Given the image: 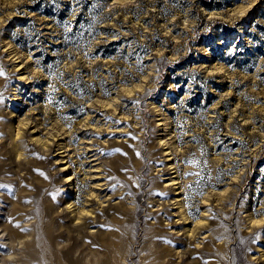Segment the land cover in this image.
Returning a JSON list of instances; mask_svg holds the SVG:
<instances>
[{"label":"rangeland","instance_id":"1","mask_svg":"<svg viewBox=\"0 0 264 264\" xmlns=\"http://www.w3.org/2000/svg\"><path fill=\"white\" fill-rule=\"evenodd\" d=\"M0 264H264V0H0Z\"/></svg>","mask_w":264,"mask_h":264},{"label":"bare ground","instance_id":"2","mask_svg":"<svg viewBox=\"0 0 264 264\" xmlns=\"http://www.w3.org/2000/svg\"><path fill=\"white\" fill-rule=\"evenodd\" d=\"M137 232V231H136ZM138 237V236H137ZM43 239V238H42ZM39 245V247H42V245H44V248H46V244H42V243H40V244H38ZM37 245V246H38ZM55 260V259H54ZM52 262V261H51Z\"/></svg>","mask_w":264,"mask_h":264}]
</instances>
